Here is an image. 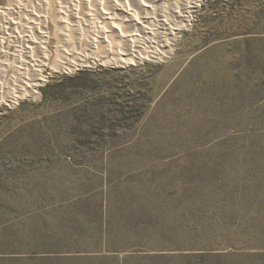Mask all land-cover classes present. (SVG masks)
<instances>
[{"label": "rangeland", "instance_id": "374dc122", "mask_svg": "<svg viewBox=\"0 0 264 264\" xmlns=\"http://www.w3.org/2000/svg\"><path fill=\"white\" fill-rule=\"evenodd\" d=\"M17 1L0 8L37 37L61 13L36 96L0 102V264H264V0H181L165 57L53 73L122 15ZM145 1L142 25L177 0Z\"/></svg>", "mask_w": 264, "mask_h": 264}, {"label": "bare ground", "instance_id": "6f19581e", "mask_svg": "<svg viewBox=\"0 0 264 264\" xmlns=\"http://www.w3.org/2000/svg\"><path fill=\"white\" fill-rule=\"evenodd\" d=\"M143 1L133 0V3L125 2V5H123L117 0H108L109 13H114L115 16L116 14L122 15V18H115V20H117V24L110 22L111 24L107 28L100 26L98 29L93 31L90 29L91 32L85 42H80L77 47L75 46L71 49L66 46H59L60 48L57 47L56 58H54L49 65L51 73L61 68L72 71L76 67L82 65L85 66V61H89L93 64V60L95 58L100 60L101 64L103 63L104 65L118 64L122 66L140 63L143 60L153 61L155 59L165 57L169 53V47L174 41L176 32L186 28L188 25V17L184 14V9H186L188 5L181 0L173 1L169 5L167 4L168 7L166 8L163 5L164 10L161 8L162 11L160 12L162 13L158 16V19H155L154 22L149 21V25H147L148 22H146V25H142V20L140 21L139 19L141 15H137L138 10L139 13L142 12L145 14L144 18L142 16L143 19L150 18V12L152 14L151 5L146 3V1ZM150 1L155 3L162 1L163 3V0ZM73 4L75 3L73 2ZM197 5L198 2L196 3V6ZM47 6L50 5L47 3ZM132 7L134 10L136 8L135 11H137V14ZM7 11V8H0V17L2 18V20L0 19V63L8 66L9 61L16 63L17 65H13L12 67L9 66L10 70L9 68L0 70V102L6 101L14 105L21 97L33 98L36 96L37 88L45 80L44 76H42V71L49 63L50 52L46 47L49 38L48 32L44 29L47 26L48 18L50 17V19L55 20L56 16H58L61 11L59 10L57 13L52 10L51 15H42L43 30L38 31L39 37L36 35L34 36L33 31L30 29L31 27L29 28L22 22L21 19H8L6 17ZM74 11L76 14L79 12L78 9H74ZM107 18L109 19V17ZM95 19L96 18H94V20ZM84 22H87L86 19ZM34 26L36 25L34 24ZM63 42L62 44L64 45ZM109 55H112V57H108ZM70 56L72 59H70ZM2 84H6V90H4Z\"/></svg>", "mask_w": 264, "mask_h": 264}]
</instances>
